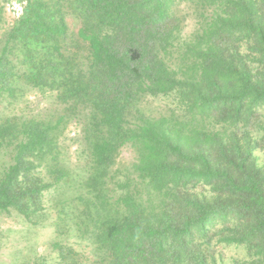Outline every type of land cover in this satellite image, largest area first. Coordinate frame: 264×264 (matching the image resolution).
I'll use <instances>...</instances> for the list:
<instances>
[{"label": "trees", "instance_id": "16d2710c", "mask_svg": "<svg viewBox=\"0 0 264 264\" xmlns=\"http://www.w3.org/2000/svg\"><path fill=\"white\" fill-rule=\"evenodd\" d=\"M177 2L196 5L203 21L175 57ZM66 3L83 20L80 37L90 52V65L78 72L60 46ZM20 78L57 89L72 112L84 106L95 117L92 131H102L88 139L92 171L84 178L55 155L66 115L54 125L36 118L0 124V140L15 142L0 174V211L39 215L52 185L37 174L38 159L57 178L62 225L79 229L101 263L217 264L211 243L218 236L245 246L247 264H264V166L254 155L264 144V0H28L0 53V104L16 95ZM172 93L188 118H148L126 129L141 95ZM127 142L139 153L144 193L128 190L129 182L108 185L107 171ZM200 185L215 196L199 197L193 189ZM57 244L66 264L73 250Z\"/></svg>", "mask_w": 264, "mask_h": 264}, {"label": "rangeland", "instance_id": "374dc122", "mask_svg": "<svg viewBox=\"0 0 264 264\" xmlns=\"http://www.w3.org/2000/svg\"><path fill=\"white\" fill-rule=\"evenodd\" d=\"M27 3L28 0H0V53L12 32L15 21L22 15ZM173 10L181 23L175 40L179 50L174 55L178 57L185 51V44H188L199 30L203 18L199 15L197 6L189 2H177ZM63 11L67 33L60 41L62 53L76 65V72L85 70L90 65V52L87 42L80 37L83 20L68 3L65 4ZM16 86L18 88L16 95L5 96L0 104V124L6 123L9 118L18 124L24 119L36 118L54 125L66 115L65 122L56 129L55 155L58 164L66 166L71 174L80 173L82 177H88L92 171L88 155L89 140L94 138V134L98 135L97 133L102 131L100 127L92 131L91 127L96 123L93 114L80 105L76 107L78 111L77 109L74 112L70 111L72 106L69 107V103L59 97L57 89L46 86L38 88L22 78L17 80ZM172 115L189 117L175 94H143L128 109L126 129H136L148 118ZM205 126L209 130H222L219 124L209 121H206ZM262 135V131L253 133L256 139L261 138ZM9 141L10 139L0 140V174L4 167L11 163L15 142ZM254 155L257 163L264 166V144L257 146ZM138 159L139 153L131 142L118 147L114 163L107 171L108 185L112 190H115L118 183L129 182L130 185L126 187L128 190H140V193H144L145 183L135 169ZM35 166L37 174L43 179L42 183H48L52 187L44 193L43 208L39 215L36 214L28 219L14 208L10 211H0V264H65L57 243L73 250L71 258L67 257L69 261L66 264L73 259H76L77 264H104L101 263L95 246L86 237L80 236L79 229L62 225L57 206L59 200L55 191L57 178L48 170L47 162L37 159ZM71 179L72 177L68 180ZM60 183L64 184V181ZM193 192L199 197L209 199L215 196V192L206 185H200L193 189ZM78 193L76 192V195ZM72 202V205H80L78 200ZM211 250L217 264H247L250 260V254L245 246L220 242L218 236L212 241Z\"/></svg>", "mask_w": 264, "mask_h": 264}]
</instances>
